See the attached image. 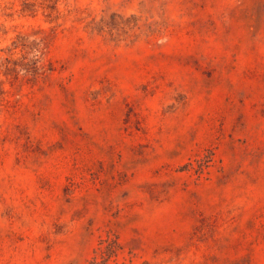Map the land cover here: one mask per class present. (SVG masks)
<instances>
[{
    "label": "rangeland",
    "instance_id": "374dc122",
    "mask_svg": "<svg viewBox=\"0 0 264 264\" xmlns=\"http://www.w3.org/2000/svg\"><path fill=\"white\" fill-rule=\"evenodd\" d=\"M0 264H264V0H0Z\"/></svg>",
    "mask_w": 264,
    "mask_h": 264
},
{
    "label": "trees",
    "instance_id": "16d2710c",
    "mask_svg": "<svg viewBox=\"0 0 264 264\" xmlns=\"http://www.w3.org/2000/svg\"><path fill=\"white\" fill-rule=\"evenodd\" d=\"M35 64V63H34Z\"/></svg>",
    "mask_w": 264,
    "mask_h": 264
}]
</instances>
